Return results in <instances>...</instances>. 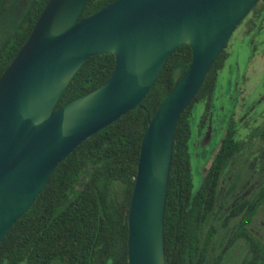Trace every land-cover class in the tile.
Returning a JSON list of instances; mask_svg holds the SVG:
<instances>
[{
    "label": "water",
    "instance_id": "obj_1",
    "mask_svg": "<svg viewBox=\"0 0 264 264\" xmlns=\"http://www.w3.org/2000/svg\"><path fill=\"white\" fill-rule=\"evenodd\" d=\"M258 0H114L81 17L88 0H48L0 75V242L58 162L142 101L171 52L191 62L143 134L128 213L129 264H166L164 209L176 124L236 26ZM115 55L100 86L55 109L90 56Z\"/></svg>",
    "mask_w": 264,
    "mask_h": 264
},
{
    "label": "trees",
    "instance_id": "obj_2",
    "mask_svg": "<svg viewBox=\"0 0 264 264\" xmlns=\"http://www.w3.org/2000/svg\"><path fill=\"white\" fill-rule=\"evenodd\" d=\"M112 1L88 0L80 18ZM47 2L0 0V75L29 37ZM261 15L264 17V12ZM258 29L263 28L259 25ZM227 57L226 44L176 124L164 209L166 264L182 258L187 247L198 243L199 229L202 236L206 234L200 220L202 215L204 220L208 219L213 211L214 201L198 202L199 198L212 196L210 189H196L193 185L191 116L193 105L202 101L206 107L201 122L205 123L218 74ZM191 59L190 45L182 44L174 49L143 99L142 108L128 110L84 139L58 162L32 205L15 220L0 242V264H129L128 213L143 134L148 118L153 117ZM114 66L112 53L90 56L72 77L55 109L103 84ZM229 148L228 155L220 160L218 153L212 163L209 176L214 181L221 173L224 159L233 154L234 147ZM262 182L256 195L258 208L264 202V179ZM261 217L255 236H244L237 220H227L232 234L229 245L240 239L245 241V253L235 259L236 264H264V214Z\"/></svg>",
    "mask_w": 264,
    "mask_h": 264
},
{
    "label": "flooded vegetation",
    "instance_id": "obj_3",
    "mask_svg": "<svg viewBox=\"0 0 264 264\" xmlns=\"http://www.w3.org/2000/svg\"><path fill=\"white\" fill-rule=\"evenodd\" d=\"M244 79L241 85H234L239 94L228 113L219 106L223 112L220 118L212 110L208 112L205 123L201 122L204 112L200 116L196 137L198 145L191 142L193 149H200L194 154L200 163V182L196 189L208 188L212 196L199 198L198 202L215 203L209 218L204 220L202 215L200 220L206 234L202 236L203 231L199 229L198 243L187 247L182 258L177 257L171 264H236L235 259L243 257L246 246L242 239L229 245L232 234L227 220L231 218L238 221L244 236L258 233L257 219L264 214V202L259 208L256 206L257 189L264 179V107H260L264 96L245 102ZM230 145L234 147L233 154L224 159L221 173L214 181V177L209 176L212 163L218 153L221 154L220 160L228 155ZM224 146L225 149L222 148ZM225 232L229 234L225 235ZM229 251L235 258L232 262L225 261Z\"/></svg>",
    "mask_w": 264,
    "mask_h": 264
},
{
    "label": "rangeland",
    "instance_id": "obj_4",
    "mask_svg": "<svg viewBox=\"0 0 264 264\" xmlns=\"http://www.w3.org/2000/svg\"><path fill=\"white\" fill-rule=\"evenodd\" d=\"M262 12H264V0H260L256 9L249 12L243 22L236 26L227 42L228 57L219 71L210 108L214 115H218L219 118L223 112L228 113L230 111L232 102L237 99L239 94L238 91H235L234 85H241L244 78H246V82L244 79L242 84L247 92L244 98L245 102L255 101L264 96V17L261 18ZM259 25L263 29L259 30ZM219 106L224 107L223 112L219 110ZM205 107L206 105L202 101L195 103L192 107L190 151L195 188L200 182V163L194 154L195 152L199 153L200 149H193L191 142H196L198 145L196 140L198 124ZM260 107H264V99ZM261 220V216H258L257 221L260 222ZM225 235H227L226 232ZM234 259L230 251L226 253V262H232Z\"/></svg>",
    "mask_w": 264,
    "mask_h": 264
}]
</instances>
